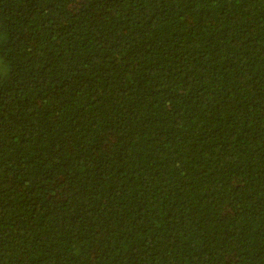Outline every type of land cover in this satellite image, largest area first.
Segmentation results:
<instances>
[{
  "label": "trees",
  "instance_id": "obj_1",
  "mask_svg": "<svg viewBox=\"0 0 264 264\" xmlns=\"http://www.w3.org/2000/svg\"><path fill=\"white\" fill-rule=\"evenodd\" d=\"M0 264H264V0H0Z\"/></svg>",
  "mask_w": 264,
  "mask_h": 264
}]
</instances>
